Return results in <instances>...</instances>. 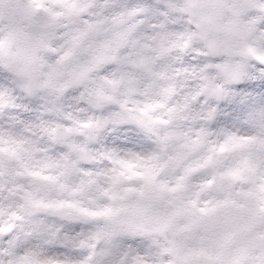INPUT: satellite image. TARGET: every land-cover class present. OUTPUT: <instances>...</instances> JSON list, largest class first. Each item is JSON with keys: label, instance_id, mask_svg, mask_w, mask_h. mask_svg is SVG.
I'll list each match as a JSON object with an SVG mask.
<instances>
[{"label": "snow or ice", "instance_id": "1", "mask_svg": "<svg viewBox=\"0 0 264 264\" xmlns=\"http://www.w3.org/2000/svg\"><path fill=\"white\" fill-rule=\"evenodd\" d=\"M0 264H264V0H0Z\"/></svg>", "mask_w": 264, "mask_h": 264}]
</instances>
